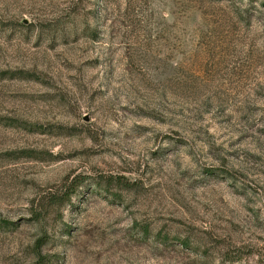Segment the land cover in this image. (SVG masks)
<instances>
[{
    "label": "rangeland",
    "instance_id": "obj_1",
    "mask_svg": "<svg viewBox=\"0 0 264 264\" xmlns=\"http://www.w3.org/2000/svg\"><path fill=\"white\" fill-rule=\"evenodd\" d=\"M0 264H264V0H0Z\"/></svg>",
    "mask_w": 264,
    "mask_h": 264
},
{
    "label": "trees",
    "instance_id": "obj_2",
    "mask_svg": "<svg viewBox=\"0 0 264 264\" xmlns=\"http://www.w3.org/2000/svg\"><path fill=\"white\" fill-rule=\"evenodd\" d=\"M37 256H38V258L41 257V256L39 255V253L37 254Z\"/></svg>",
    "mask_w": 264,
    "mask_h": 264
}]
</instances>
